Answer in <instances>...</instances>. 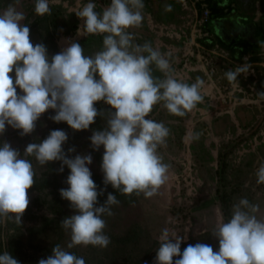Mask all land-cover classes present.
<instances>
[{"label":"clouds","instance_id":"obj_1","mask_svg":"<svg viewBox=\"0 0 264 264\" xmlns=\"http://www.w3.org/2000/svg\"><path fill=\"white\" fill-rule=\"evenodd\" d=\"M19 2L14 0L0 12V135L6 126L20 130L21 136L30 135L48 110L55 113L49 117L52 121L66 122L74 131L88 130L102 116L105 127L94 130L89 139L93 150L104 149L100 165L103 184L123 195H156L169 178L170 165L158 150L170 129L149 119V114L162 104L169 114L184 117L202 102L204 81L197 77L189 84L177 79L164 54L149 42L133 43L135 35L129 29L142 25L143 0H110L102 11L89 0L76 15L86 34L103 35L101 50L85 55L79 43L69 42L51 57L43 43L31 42L30 28L22 23L26 17L16 7ZM164 8L171 11L172 5ZM34 11L39 16L50 14L49 0H35ZM153 65L163 78L154 76ZM248 71V66L242 65L224 75L230 83H237V77ZM13 72L14 76L10 75ZM257 96L264 100V92ZM97 102L107 105V110H99ZM199 137L200 133H194L192 138ZM67 140L64 130H52L42 142L29 143L23 156L8 142L0 145V220L20 225L29 206L27 190L35 183V169L26 157H34L41 166L59 161L60 172L64 166L70 170L68 187L60 189V196L75 210L60 225L70 233L67 249L106 248L111 241L104 232L103 217L113 215L112 206L120 201L108 193L106 201L99 204L104 190L98 191L92 179L88 167L92 156L69 158L67 153L75 152V147L66 153L63 145ZM255 175L256 183L264 184V164ZM258 211L259 205L247 198L233 204L230 219L218 223L212 232L219 242L218 251L209 244L196 243L181 252L184 238L162 230L153 264H264V218L256 215ZM67 249L57 244L52 255L38 264H86L83 257ZM0 264L19 261L4 251Z\"/></svg>","mask_w":264,"mask_h":264},{"label":"rangeland","instance_id":"obj_2","mask_svg":"<svg viewBox=\"0 0 264 264\" xmlns=\"http://www.w3.org/2000/svg\"><path fill=\"white\" fill-rule=\"evenodd\" d=\"M7 2L13 4L14 0ZM88 2L49 0L50 8L60 6L65 17L76 22L69 31L65 24L60 26L57 53L69 42L81 44L87 39L102 46L103 35L86 34L81 29L83 21L76 15ZM92 2L97 5V11L110 4V0ZM143 2L142 25L129 29L135 35L133 43L149 42L164 54L177 79L189 84L197 77L204 81L200 90L202 102L184 117L169 114L162 104L154 106L149 114V119L163 122L170 129L166 143L158 150L163 161L170 165L168 181L151 198L143 194L123 195L113 192L111 185L105 186L100 169L103 146L93 150L89 139L94 130H102L106 125L99 116L78 137L75 152L67 153L68 142L63 148L69 158L91 154L92 163L88 167L92 179L98 191L104 190L98 197L99 204L106 201L108 193L120 201L112 206L113 215L103 217L110 244L106 248L67 249L70 233L60 225L75 210L60 196V189L68 187L66 179L70 170L64 166L60 172L59 161L41 166L29 156L26 158L35 169V183L27 190L30 203L21 224L0 220V250L8 251L19 264H38L40 259L52 255L57 244L83 257L86 264H153L164 229L170 236L184 238L181 244L204 243L218 251L219 242L212 235L213 229L230 219L232 206L240 198L258 204L256 215L264 218V184H257L255 175L264 164V100L257 96L264 92V39L255 46V51H240L239 56H234L230 48L220 44L211 27L201 25L203 10L197 0H165L159 4L157 13L152 12V0ZM166 4L172 5L171 11H165ZM7 6L0 5V12ZM33 6L35 0H20L16 5L25 20ZM242 65H247L249 71L238 76L237 83H230L225 71ZM153 74L163 78L154 65ZM95 106L101 111L108 108L103 102ZM54 114L48 110L37 121L34 132L26 136L6 126L0 135V145L8 142L23 156L29 143L42 142L52 130L70 134L71 129L64 127V122L56 123L49 118ZM194 133H200L198 140L192 138Z\"/></svg>","mask_w":264,"mask_h":264},{"label":"trees","instance_id":"obj_3","mask_svg":"<svg viewBox=\"0 0 264 264\" xmlns=\"http://www.w3.org/2000/svg\"><path fill=\"white\" fill-rule=\"evenodd\" d=\"M165 0H152V12L157 13L159 10V4ZM209 6L212 10V14H220L224 12L225 6L222 5V0H208ZM1 6L9 5L7 0H0ZM162 12L163 10L160 9ZM30 28V40L33 44L36 43H43L48 50L49 57L52 55L57 54L58 44H57V37L60 34V26L65 24L66 31L73 29L76 26V22H72V20H68L62 8L57 5L51 6L50 14H45L43 16H39L34 11V6L29 10L27 15V19L25 23ZM222 46L230 48L232 52L235 53L234 56H239L238 52L244 53H251L255 51V46L259 45L260 42L251 43L248 40H242L241 42H226L224 40L219 41ZM82 48H84L85 55H92L95 52L101 50V44H99L96 40L87 39L80 44ZM10 75L14 76V72L10 73ZM20 92L19 89H17ZM99 118V116L97 117ZM64 127L68 126L66 122H64ZM62 126V127H63ZM68 128V127H67ZM70 128V127H69ZM71 129V128H70ZM85 130L82 131H74L71 129L70 134H68V144L70 147H74V144L77 143L78 137L83 133ZM113 192L118 193L112 188ZM227 208V204L225 205ZM189 244L183 243L181 244V252H183L184 248L187 247ZM3 252L0 250V254ZM178 257L174 258L177 259Z\"/></svg>","mask_w":264,"mask_h":264},{"label":"flooded vegetation","instance_id":"obj_4","mask_svg":"<svg viewBox=\"0 0 264 264\" xmlns=\"http://www.w3.org/2000/svg\"><path fill=\"white\" fill-rule=\"evenodd\" d=\"M222 5L225 6L224 12L212 14L211 17V20H216L219 25L218 30L214 29L219 41L224 40L228 43H236L246 40L235 37H231L229 40L225 38L232 35L237 29L248 26L247 23L249 21L247 18L250 16H253V20L257 22V29L254 36L257 42L264 39V0H222ZM257 12L261 13V15L258 16ZM219 32L223 33L224 36L217 35Z\"/></svg>","mask_w":264,"mask_h":264},{"label":"water","instance_id":"obj_5","mask_svg":"<svg viewBox=\"0 0 264 264\" xmlns=\"http://www.w3.org/2000/svg\"><path fill=\"white\" fill-rule=\"evenodd\" d=\"M247 20L249 21V23H247L248 26L242 27L243 29L242 28L237 29L236 31L233 32L232 35L227 36V38H225V39L229 40L231 37H235V38L246 39V40H248L251 43L257 42V39L254 37L256 29H257V22L253 20V16L248 17ZM209 27H211L213 30L214 29L215 30L219 29V25H218L216 20H211L210 24H209ZM217 35H219L221 37L224 36L223 33H221V32L217 33Z\"/></svg>","mask_w":264,"mask_h":264},{"label":"built area","instance_id":"obj_6","mask_svg":"<svg viewBox=\"0 0 264 264\" xmlns=\"http://www.w3.org/2000/svg\"><path fill=\"white\" fill-rule=\"evenodd\" d=\"M197 1L201 3V7L203 10L201 25L204 27H209L212 17V10L209 6V2L208 0H197Z\"/></svg>","mask_w":264,"mask_h":264}]
</instances>
